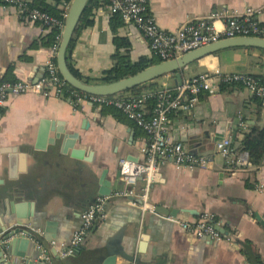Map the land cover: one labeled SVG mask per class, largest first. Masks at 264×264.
<instances>
[{
  "label": "crops",
  "instance_id": "1",
  "mask_svg": "<svg viewBox=\"0 0 264 264\" xmlns=\"http://www.w3.org/2000/svg\"><path fill=\"white\" fill-rule=\"evenodd\" d=\"M147 3L157 26L174 32L186 21L225 11L242 13L261 7L264 0ZM69 5L57 7L62 21ZM90 20L70 55L81 80L104 83L116 51L115 37L128 40L131 62L159 60L133 25L123 23L112 33L111 16L103 7L93 9ZM259 21L264 25V15ZM215 25L221 28L219 21ZM51 30L21 20L12 7H0V83L11 67L17 82L33 83L44 76L46 63L56 55L54 46L41 41ZM214 72L263 77L264 51L231 48L204 57L184 69L182 83ZM153 84L158 89L177 85L170 75ZM263 127L264 107L241 85H220L202 94L188 113L170 118L168 137L209 159L212 169L162 164V183L151 188L150 202L164 210L160 215L184 221L208 214L225 231L214 241L190 235L159 215L142 217L136 207L114 196L124 190L119 161H141L148 143L147 135L124 115L85 102L72 105L65 97L10 96L0 120V229L19 228L34 235L46 264H103L111 254L116 264H264V158L257 170L248 155L247 164L236 168L216 152V143L228 138L233 160L246 153L243 136ZM141 185L139 181L137 187ZM98 198H108L104 216L96 219L80 248L63 256L81 226V214ZM7 262L0 256V264Z\"/></svg>",
  "mask_w": 264,
  "mask_h": 264
},
{
  "label": "built area",
  "instance_id": "2",
  "mask_svg": "<svg viewBox=\"0 0 264 264\" xmlns=\"http://www.w3.org/2000/svg\"><path fill=\"white\" fill-rule=\"evenodd\" d=\"M30 4L31 0H0V7L14 8L21 20L37 23L47 29L55 27L62 33L66 14L62 21L38 9L30 8ZM68 8L69 6L67 10ZM104 9L110 16L119 15L123 23L133 25L147 40L150 51L160 62L225 39L237 37L264 39V25L259 21V17L264 15V4L255 9L246 8L242 13L225 11L213 17L189 20L174 32L165 31L157 26L149 14L147 0H107ZM217 21L221 23V28L215 25ZM60 37L53 48L54 55ZM221 84L241 85L251 91L264 107V79L260 80L248 74L202 73L185 80L173 90L160 87L154 94L145 92L139 96L124 94L116 97H98L70 88L60 77L56 62L51 59L45 65L44 76L33 83L27 81L0 83V120L9 97L26 94L65 97L72 105L85 102L98 110L103 108L118 110L147 135L148 143L143 149L144 156L141 161L133 162L127 159L119 161L124 190L115 193L114 196L136 207L142 217L158 216L156 207L150 202L149 197L151 188L162 183L160 173L162 164L170 162L176 167H195L203 171L212 169V162L209 159L190 153L184 144L174 142L168 137L169 116L171 113H188L198 104L200 95L213 93ZM150 98H154L155 103L152 109L148 110L146 101ZM216 152L230 167L238 168L247 164L246 153L231 159L232 149L228 138L216 143ZM139 181L142 185L137 187ZM107 200L108 198H98L83 211L80 217L81 226L73 235L63 256L72 254L83 245L96 219L104 216ZM161 218L197 238L209 237L214 241L222 238L216 229L217 224L208 214L192 221L171 216Z\"/></svg>",
  "mask_w": 264,
  "mask_h": 264
},
{
  "label": "water",
  "instance_id": "3",
  "mask_svg": "<svg viewBox=\"0 0 264 264\" xmlns=\"http://www.w3.org/2000/svg\"><path fill=\"white\" fill-rule=\"evenodd\" d=\"M90 2L91 0H72L70 2L60 37V43L55 55L56 66L62 80L70 88L86 95L116 97L139 86L149 87L154 81L167 75L173 76L176 79L177 85L168 88L170 90L182 84V73L186 67L204 57L231 48H255L264 51V39L250 37L225 39L185 53L174 59L146 67L136 74L116 82L102 84L89 83L76 77L71 72L66 61V54L74 31ZM190 153L194 154L193 152ZM156 212L159 214L164 212V210L161 207H157ZM261 225L264 226V221L261 222ZM216 229L221 234H225L222 228L216 227ZM26 236L29 238H26ZM36 241V237L25 230L15 228L12 231L6 232L5 228L0 229V256L5 257V260L8 261L7 264H46V260L42 258V250L35 248ZM18 249L25 250L26 254L21 255L16 253ZM120 256L128 262L131 261L123 254H120ZM103 264H116V255L111 254L105 259Z\"/></svg>",
  "mask_w": 264,
  "mask_h": 264
},
{
  "label": "trees",
  "instance_id": "4",
  "mask_svg": "<svg viewBox=\"0 0 264 264\" xmlns=\"http://www.w3.org/2000/svg\"><path fill=\"white\" fill-rule=\"evenodd\" d=\"M71 1L72 0H31L30 8L38 9L42 12H45L61 20V12L57 10V7L62 3L69 4ZM106 4H107V0H91L90 4L88 5L85 13L83 14L81 20L79 21V24L77 25L74 31L73 37L67 49L66 61L69 69L76 77H78V75L76 74V72L74 71V69L71 67L70 64V55L73 51L74 45L77 42L78 37L82 32V30H84L86 27L92 24L90 20L91 11L93 9H99L101 7L104 8ZM122 24L123 21L121 20L119 15L115 14L111 16L110 26L112 33H115L116 28L122 26ZM58 35H59V31L55 27L52 28L50 33H48L46 37L41 40L42 44L46 47L52 48L58 43L56 39ZM114 45L116 51L112 56V67L104 73V76L102 78V81L104 83L116 82L123 78L132 76L146 67L160 63V60L158 59L147 60L144 58L138 60L137 62H131L129 58L130 44L126 39L115 37ZM52 59L54 62H56L55 56ZM11 72H12V67L8 71V74L3 81H7L11 83L16 82V80L11 77L10 75ZM256 78L263 80L264 76L256 77ZM230 86L233 85L221 84V88L230 87ZM157 90L158 87H156L155 84L152 83L149 87L139 86L121 95L130 94V95L139 96L145 92L154 94L155 92H157ZM154 103H155L154 98H150L146 101V105L148 106L149 110L152 109ZM108 109L112 110L114 113L120 116V112L118 110L113 108H108ZM175 115H178V113H174V114L171 113L169 118H172ZM241 142H242V150L245 151L248 155V162L250 166L254 167L255 170H257L260 167L264 158V127L262 129L250 130L247 134L243 136Z\"/></svg>",
  "mask_w": 264,
  "mask_h": 264
}]
</instances>
